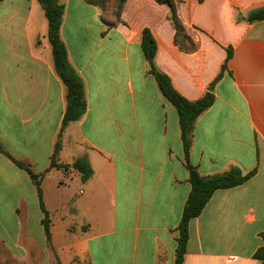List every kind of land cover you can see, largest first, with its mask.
<instances>
[{
	"label": "crops",
	"instance_id": "obj_1",
	"mask_svg": "<svg viewBox=\"0 0 264 264\" xmlns=\"http://www.w3.org/2000/svg\"><path fill=\"white\" fill-rule=\"evenodd\" d=\"M60 37L84 86L86 109L60 132L66 87L56 73L37 0H0V264H174L177 226L190 193L176 109L163 97L141 49L150 30L155 64L186 99L212 90L195 120L189 162L202 176L239 169L243 184L217 190L189 222L184 264H261L264 233V20H236L264 0H182L196 48L174 43L169 8L126 0H59ZM221 78L211 88L225 62ZM85 158L92 176L50 168ZM42 174L50 241L26 171ZM83 188L70 193L67 182Z\"/></svg>",
	"mask_w": 264,
	"mask_h": 264
},
{
	"label": "trees",
	"instance_id": "obj_2",
	"mask_svg": "<svg viewBox=\"0 0 264 264\" xmlns=\"http://www.w3.org/2000/svg\"><path fill=\"white\" fill-rule=\"evenodd\" d=\"M37 1L43 9L47 20V39L51 47L56 73L66 87V109L60 128V132H62L70 123L79 120L85 112L86 102L84 98V86L81 79L67 60L66 48L60 37V28L64 13L63 5L59 3V0ZM86 1L90 5L99 7L101 10H103L107 4L110 3L111 13L117 21L120 20V13L124 3L126 2V0ZM155 1L159 4L168 6L170 10L168 19L175 31V45L187 53L195 50L196 45L194 41L186 35V27L180 16L179 6L182 3V0ZM242 19L247 23L263 21L264 7L251 10L246 16H242V14L237 12L236 20L241 21ZM140 45L144 58L148 63L149 74L154 77L163 97L176 109L178 113L180 139L182 142L186 167L189 174L188 181L191 186L190 193L182 211L180 222L177 226L178 236L176 239L177 247L174 259V264H184L186 245L189 239V222L200 215L215 191L239 186L248 180L251 174L244 175L239 169L231 168L227 172L219 175L202 176L196 167L191 165L189 162V151L191 148L194 122L201 113L206 111L213 104L214 94L212 90H210L205 92V94L197 100L186 99L173 87L170 78L157 68L154 60L157 52V45L150 30L147 28L142 30ZM226 52L227 56L225 62L221 66L220 74L211 83V88L221 78L222 72L226 69V63L231 58V48H227ZM60 149L61 142L58 140L54 147L50 168L56 167L58 169H62L63 171L71 168L79 174L81 181H86L92 176V169L88 161L83 157L75 159L71 165L57 164V156ZM11 159L19 168L27 172L32 181V184L36 190L39 206L43 214L41 223L43 225L47 240L50 241V220L48 212L44 207L41 189V179L43 175L36 174L31 170L30 167L13 158ZM261 238L263 245L255 251L253 258L258 260L261 264H264V233L261 234ZM57 264L60 263L57 262Z\"/></svg>",
	"mask_w": 264,
	"mask_h": 264
},
{
	"label": "rangeland",
	"instance_id": "obj_3",
	"mask_svg": "<svg viewBox=\"0 0 264 264\" xmlns=\"http://www.w3.org/2000/svg\"><path fill=\"white\" fill-rule=\"evenodd\" d=\"M66 186L70 187V193H75L78 191V189H82L83 186L80 183L72 184L70 181L67 182Z\"/></svg>",
	"mask_w": 264,
	"mask_h": 264
}]
</instances>
